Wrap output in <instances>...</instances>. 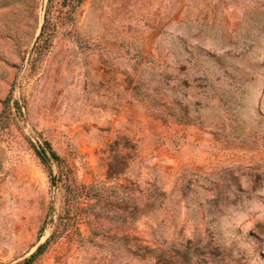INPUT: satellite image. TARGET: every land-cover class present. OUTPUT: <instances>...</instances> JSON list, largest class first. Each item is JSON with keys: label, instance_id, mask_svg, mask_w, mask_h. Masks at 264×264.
I'll return each mask as SVG.
<instances>
[{"label": "rangeland", "instance_id": "1", "mask_svg": "<svg viewBox=\"0 0 264 264\" xmlns=\"http://www.w3.org/2000/svg\"><path fill=\"white\" fill-rule=\"evenodd\" d=\"M42 245L264 264V0H0V264Z\"/></svg>", "mask_w": 264, "mask_h": 264}, {"label": "trees", "instance_id": "2", "mask_svg": "<svg viewBox=\"0 0 264 264\" xmlns=\"http://www.w3.org/2000/svg\"><path fill=\"white\" fill-rule=\"evenodd\" d=\"M44 33H45V26L43 27V29H42V36L44 35ZM114 145H116V146H118L119 144H114ZM112 147H113V145H112ZM53 155H54V153H53ZM55 156V155H54ZM113 167V165H110V172L112 171L111 169H113L112 168ZM120 173H122V171H120L119 172V174ZM45 248V246H40L39 248H38V250L36 251V253H34L29 259H27L25 262H24V264H31L33 261H34V259L38 256V255H40L41 253H42V251H43V249Z\"/></svg>", "mask_w": 264, "mask_h": 264}]
</instances>
